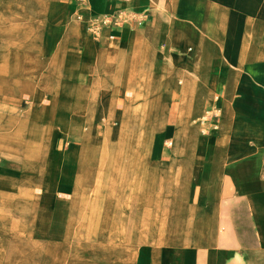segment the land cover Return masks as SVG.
Returning <instances> with one entry per match:
<instances>
[{
	"label": "crops",
	"instance_id": "crops-1",
	"mask_svg": "<svg viewBox=\"0 0 264 264\" xmlns=\"http://www.w3.org/2000/svg\"><path fill=\"white\" fill-rule=\"evenodd\" d=\"M107 16H119L121 22L100 24L95 36L91 26ZM114 47L129 49L126 65L134 67L121 83L114 82L117 64L108 57ZM2 58L7 65L0 63V104L29 98L27 108L0 115V144H10L21 154L12 159L19 169L11 175L23 183L30 177L40 179L45 153L51 151L53 163L59 155L56 175H45L53 179L51 191L60 196L59 210L71 209L66 188L60 189L67 167L74 169L70 198L81 193L76 181L84 137L91 131L94 140L100 138V123L111 100L120 96V112L135 106L139 117L133 128L143 129L146 141L157 132L169 141L176 123L181 133L176 157L160 172L158 160L149 161L154 170L142 171L136 148L133 197L124 200L129 210L112 211L114 220L130 218L127 228L132 226V233L120 241L113 239L117 234L109 239L104 218L98 234L116 245L105 244L104 254L95 249L102 245L86 243L76 249L68 242L69 251L48 253L55 264H264V0H0ZM180 80L190 99L182 113ZM93 86L95 97L84 100ZM210 92L219 96V105ZM158 93L171 98L164 106L165 116L177 117L163 128L153 116L151 99ZM64 102L79 113H70L64 133L53 125L44 137L47 115L59 113ZM219 110L226 127L217 130ZM204 111L213 112L214 126L207 135H201L199 120L194 123L196 114L201 117ZM15 134L19 138L13 140ZM92 137L86 147L92 145ZM195 139L201 143L191 146ZM234 145L241 146L236 153L231 152ZM93 146L99 147V142ZM177 164L182 167L179 181L174 176ZM158 177L164 178L162 194L181 204V218L173 224L168 220L173 215L159 212L158 199L163 196ZM144 179L154 184L142 186ZM142 187L146 190L141 193ZM38 188L39 183L35 192ZM114 189L117 186H110L108 192L112 208ZM35 203L40 208L42 202ZM194 209L202 212V220L189 224L186 216ZM159 218L165 237H158ZM32 220L29 236L42 242L52 240L51 230L66 232L68 223L62 218Z\"/></svg>",
	"mask_w": 264,
	"mask_h": 264
},
{
	"label": "rangeland",
	"instance_id": "rangeland-1",
	"mask_svg": "<svg viewBox=\"0 0 264 264\" xmlns=\"http://www.w3.org/2000/svg\"><path fill=\"white\" fill-rule=\"evenodd\" d=\"M130 48V47H129ZM120 50V49H119ZM144 56H147L146 53H144ZM2 60H4V58H2L0 60V63L2 62ZM133 61V57L131 59ZM129 61L127 54L126 56L123 58V60L121 61V65L117 75H114V78L116 80H114V82L116 83H121L122 78L126 75V74H132L134 67L133 64L129 65V67H127L126 63ZM134 62V61H133ZM137 64V62H136ZM9 72L8 66L5 67ZM117 68V67H116ZM137 68V67H136ZM213 90V89H212ZM130 90H127V93L130 94ZM96 93V86H93L91 92L89 93V96L84 97V100H87V98H94V94ZM213 100V102H215L216 105H219L220 103V98L218 95H214L212 94V92H210L209 94ZM120 96L116 97L117 99H113L111 100L106 107V110L109 111L110 108H112V102L116 103L115 106V110H119L122 106L123 103L121 101L118 100ZM180 99V98H179ZM183 100H187V93H186V97L182 98ZM83 100V98H82ZM121 100V99H120ZM153 102V107H154V114L153 116L157 117L158 120V127L162 128V123L167 122L168 124H174L176 121V114L175 113H171V114H167L165 116L164 110L165 107L167 105V103H169L171 101L170 96L166 95V94H162V93H158L155 96H153V98L151 99ZM174 100V99H172ZM180 101V100H179ZM135 103H138V99L135 100ZM67 106H64V108L68 109L67 111V115L64 113H61V111L58 112H53V113H49L47 115V126L49 125V123L54 122V123H59L61 120V116L62 115H66V119L68 120V117L70 115L72 111V109H70L69 104H66ZM29 106V98L22 96V97H14V98H10V100L7 103L4 104H0V115H15L16 113L20 112V110H22V108L24 107H28ZM133 107L135 108V106L133 105ZM187 108L186 104L182 105V109L185 110ZM206 111V110H205ZM203 112V115L200 117V120L198 121L199 124V131L201 133V135H207L209 133H211V129L213 128V112ZM119 112V111H118ZM219 115L222 116L220 122L217 123L216 125V129L219 130L221 128L226 127L225 121H224V116L222 114V111L219 110ZM205 115V116H204ZM143 117V116H142ZM202 119H206V123L204 124L202 122ZM209 121V122H208ZM67 122V121H66ZM134 122V121H133ZM210 122H212V125L209 126ZM96 124V123H95ZM107 124H109L110 126H114L115 123L113 121H109V123H107L106 121L100 123L101 125V129H102V133L100 135V138L97 140L93 139L92 145H90V154L92 155L90 158H88V161L85 163V167L87 169V172H91V180L88 183H84L83 186L81 187V195L82 198H79L77 200L73 199V196L76 195L73 194L72 198H70V190L72 188L73 185V174H74V169L67 167L65 169V178L63 179V182L61 183V187L60 189H64L66 188V191L68 192L66 194V198H68V205L71 206V209H65V210H59L57 207V202L59 197L57 198L56 196V192L54 194V201L53 204L56 202V204L53 206L52 204V213L53 215L48 216L49 219H47V221H51L50 219L53 218V220L58 219V221H61L60 219H68V223H67V227H66V240L70 243V245H72L71 243L75 244L76 249H83L86 245V243L90 244V245H102L105 247V244H109V245H116L117 242H105V237H103L102 235H99V230H102L101 228L103 227V224L106 222L108 224L109 228L112 224V220H108V214L107 211L110 209L112 211V207L110 206V204L108 203V200L110 198L109 196V190H110V186L105 183L102 182V184L100 186H98V188H96L98 191L95 192L92 195V192H94V188L96 187L97 183L102 181L103 175L100 174V167L102 165V160H98V155H99V151L102 145V135H103V131H104V125H105V130L107 128ZM133 124L131 123L129 127L125 128V134L128 133V131L131 132H136L139 133L142 131V133L140 134V140L141 141H133L137 143V145L133 147L137 148L139 151V154L141 156V169L142 171L148 169H154L153 165L151 166L152 162H149L150 160H158L159 161V165H158V171L159 170H164L166 164H168L170 161V159L172 158V154L173 153H178V148L175 149L173 147V145L171 144H167V142H165L163 134L161 132H157L155 134V136L150 140V141H146L145 140V135L143 132V129L141 130H136L133 128ZM175 133H178L180 138H181V133L180 130L178 129V123L175 124ZM63 131V130H62ZM95 131V130H94ZM116 131V130H115ZM43 135L44 137L47 136V131H43ZM64 133V131H63ZM124 133V132H123ZM65 138V135L64 137ZM196 140V139H195ZM209 141V140H208ZM99 142V147H95L93 145L97 144ZM201 141L199 139H197L194 143L195 144H200ZM239 149H241V146L239 145H234L232 148V153H236ZM0 150L2 153L0 154V207L2 206H9L10 203H12V201L14 200V197L16 195L17 189L20 187V185H24L27 186V188L32 189L34 191H36L37 189V183L39 181V179H35V178H26V181L24 180V183L22 181H20L21 179L18 180V178L13 177L14 172H17L19 169V165L16 164L11 158L7 157L6 155H4L6 152L4 150H7V144H0ZM229 151V149L227 148L226 153ZM103 156V155H102ZM102 156L100 157V159H102ZM113 162L114 159H108L107 162H105V174L108 175V173H110L108 171V169H112L113 167ZM60 163V156L57 155L56 156V160L53 163L55 169L52 172L51 170V174L56 175V171L58 169ZM175 164V163H172ZM185 164H189L188 162H185ZM193 167V164H192ZM197 167V165H195L193 168L195 169ZM181 166H175L174 169L176 170L174 173L175 179L177 181H179L180 179V172L177 171H181ZM187 169V168H186ZM56 170V171H55ZM141 171V172H142ZM160 172V171H159ZM30 173H35L32 170H30ZM160 174V173H159ZM128 179H126L127 181H131L129 177H127ZM120 180V178H119ZM143 180V179H142ZM106 181V180H105ZM154 180L152 179H144V183L142 184V186H147L149 187L150 184H154L153 182ZM159 184L158 187V191H159V196L162 195V183L164 182V178L162 177H158L156 180ZM18 184V185H17ZM129 186V185H128ZM127 186V187H128ZM132 186V185H131ZM130 186V189H131ZM146 187V188H147ZM130 189H126L127 191L124 193H120L117 194V189L112 192V196H115V202H114V206L113 208L116 210H123L124 212L127 213V211L129 210V202L124 201L126 198L130 195H132V191ZM146 189L144 187H142L139 191L144 192ZM151 190V188L149 189ZM147 189V191H149ZM129 191V192H128ZM80 194V193H78ZM69 195V196H68ZM65 196V195H62ZM119 196H123V197H119ZM117 197V199H116ZM168 197H171L170 195H168ZM123 198V199H121ZM36 200V199H35ZM176 204H174V211L176 210L177 212L179 211V208L181 204L175 202ZM109 204V205H108ZM106 208V210H105ZM177 208V209H176ZM196 208V207H195ZM109 210V212H111ZM196 209L194 210H190V213H193ZM106 211V213H105ZM115 211V210H114ZM173 211V212H174ZM125 213V214H126ZM29 218H31V214L28 215ZM34 216V215H33ZM32 216V217H33ZM104 218H105V222H104ZM170 224H173L172 222L175 220V218L173 219H168ZM178 220V219H177ZM130 221V218L128 221L123 219V222H121V220H114L113 225H112V229L115 231L113 234H117L114 235V240L115 241H120L123 240V232L120 233L119 230H127V224H129L128 222ZM188 223L190 224L192 221L194 223H196L194 220H189L187 219ZM162 220L161 218H159V222H158V237H165V226H162ZM32 223L33 220L32 219H25L21 214H19L18 211H14L12 212V214H8L7 211H2L0 210V264H22L24 262H26L28 259L36 257V255L38 253H40L39 251L37 252V247L35 246V244H32L31 241H29L30 238V234L32 233L30 227H32ZM22 224V228L20 227ZM189 227V233L191 234V227ZM138 228L141 229V226H138ZM195 229L197 228L196 226L194 227ZM187 230V228H186ZM56 231V230H55ZM117 231V232H116ZM142 231H144V229L142 228ZM57 234L59 235H63V233L58 232ZM186 234H188V232L186 231ZM107 237L109 239H111V236L109 234H106ZM144 236V232L141 233V237ZM62 237V236H61ZM14 239V240H13ZM25 242V243H24ZM123 243V242H121ZM120 242H118V244H121ZM127 245V244H126ZM129 245H127L128 247ZM41 256L39 257L40 260L43 262L47 261V258H51L48 257V253L47 252H43L41 251ZM39 255V254H38ZM47 256V257H46Z\"/></svg>",
	"mask_w": 264,
	"mask_h": 264
},
{
	"label": "bare ground",
	"instance_id": "bare-ground-1",
	"mask_svg": "<svg viewBox=\"0 0 264 264\" xmlns=\"http://www.w3.org/2000/svg\"><path fill=\"white\" fill-rule=\"evenodd\" d=\"M128 51H129V49L119 50V49L114 47V49H112L109 52L108 57L111 60H114L117 64L116 65L117 68L115 69L114 75H117L118 70L120 69L118 67H120V65L122 64L121 61L126 56ZM1 63L7 65L5 59L2 60ZM114 80H116V79L114 78ZM181 80L179 81V84L181 85L180 88L183 89V92L181 94L180 101H179V107H180V111H181L180 113L184 112L182 109V105L186 104V106L188 107V104L190 103V99L188 98V96H187V98H188L187 100L182 99L183 97L184 98L186 97L187 91H186L185 84ZM53 87H54V85H53ZM56 101L57 100L52 99V102H56ZM44 106H45V104H44ZM64 106H67L65 104V102L62 103L61 113L65 112V114L67 115L68 109L64 108ZM81 106H82V104H81ZM83 106H85V105H83ZM115 106H116V103L112 102V108H110L109 111L106 110V112L104 113V115L102 117L103 122L106 121L107 123H109V121H113L115 123V125L110 126L109 124H107L106 130H105V125H104V131H103V135H102V145H101L99 155H98V160H102V165L100 167V170H101L100 174L103 175L104 179H102L100 184H99V182L97 183L96 187L94 188V192H92V195L98 191L96 188H98V186H100L102 184V182L107 183L109 186H113V187L117 186V191L123 192V195L127 191L126 189L127 188L130 189V186L132 185L130 190L133 192V187H134L133 176L135 175L134 171H135V166H136V161H137V156H135V158H134V153L136 151V148L133 149V147H134V145L135 146L137 145L136 142H134V141H137L140 139V134H139L140 132L136 133L134 131L133 132L128 131V133L125 134V128L129 127L133 121H137L139 114L136 112V108H134V107L127 108V109L123 108L122 112H120V111L118 112L117 110H115ZM77 107H80V106H77ZM70 109H72L73 112L79 113V111H78L79 109H75L74 106L73 107L70 106ZM83 114H85V113H83ZM66 115L61 116V120L58 124L54 123V122L49 123V125L46 129L47 137L51 131L50 128L53 125L59 126L63 131H65V125L67 123L66 122L67 119L65 118ZM197 115L198 114H196V117L194 119V123H196L198 120H200V117H198ZM141 116H143V115H141ZM89 123H90V121H89ZM167 124L168 123H166V122L162 123V128L165 127ZM88 125H90V124H88ZM93 127H95V124H93ZM93 127H92V129H93ZM89 132H90L89 135L86 134L84 137V145L82 148L81 159H80V163H79V173H78V177H77V181H76V185H78L79 188L82 187L84 183H88V182L92 181L91 180V178H92L91 174L92 173L87 172V169L85 167V163L88 161V158H90L92 156L89 152L90 146L86 147V141H88V138L92 137V135L90 136L91 131H89ZM193 133L197 135V131L195 129H193ZM13 136H14L13 140L19 138L17 134H15ZM195 141L196 140H194L191 143V146L194 145ZM167 144H171V145H173V147L175 149L178 148V150H179V148H180V136H179V134L175 133L172 136V138H170L169 141H167ZM4 151H7L4 155H6L7 157H9L11 159L18 158V155H21V154H18L16 149H14V146H11L10 144H7V150H4ZM13 152H15V153H13ZM50 152L51 151H48L45 153L46 159L44 160L43 163H40V165H39L41 168L44 166V171H43V173H40L42 175V177L38 181V183L40 184V188H38L37 192H35L32 189L27 188L24 185H20V187L17 189L16 195H15L12 203H10L9 206L0 207V210L7 211L8 214H10V215L12 214V212L18 211L19 214H21L25 219L27 218L26 217L27 214H31L30 219L39 218L42 220H47V219H49L48 216L53 215L52 209H50V208H52V204L54 201V194L55 193H53V191H51L53 186H54V183H53V179L45 178V175L47 173H50L52 169H55V168H53L54 165H53V161L51 159ZM175 155H177V153H173L172 157H174ZM101 156H102V159H100ZM108 159H114L113 167H112L111 172H110L111 176H109V175L105 176V162H107ZM177 166H178V164H177ZM127 177H129L131 181H127L126 180V179H128ZM119 178H120V180H119ZM78 193H80V192H78ZM78 193H76V195L73 196L74 200L82 198L81 193L80 194H78ZM131 194L132 195L128 196L130 199H132V197H133V193H131ZM162 196L163 197H160L158 199L159 212L161 214L163 213L164 215L168 214V215H170V217H171V215H173L172 218H175V220L180 219L181 214H182L181 206L177 207V208H179L178 212L176 210L174 211V204H176L175 201L171 197H168V195L162 194ZM119 197H123V196H119ZM35 199L39 203L42 202L40 208L35 203ZM133 202H134V200H133ZM114 210L115 209L112 208V211H114ZM112 211L111 212L108 211L107 214L109 217L108 220H112L111 224L113 225L114 218H116V217H113ZM172 211H174V212H172ZM144 218L147 220V217H144ZM186 219L194 220L195 222H197L198 220H202V212L199 211L198 209H196L193 213H190L188 211ZM121 222H123V220H121ZM20 225L22 228L23 225L22 224H20ZM112 225L109 228H107L106 234L114 235L112 233ZM119 232L120 233L123 232V237H124L127 234L132 233V226H131V228L128 227L127 230H124V229L119 230ZM53 233H55V236L52 238V240H49V241L46 240V242H42V241L38 240L37 238H34L33 235H31L29 238V241H31L32 244H35V246L37 247V252L38 251L39 252L44 251L47 253H52L56 249H59L60 252L69 251L70 247H69L68 241L66 240V232H64L63 235H59V234H57V231L51 230V234H53ZM124 239H125V237H124ZM57 240H59V241H57ZM161 245H163V244L158 243L157 246H159L161 248ZM96 248L100 249L105 254V247L104 246L95 247V249ZM38 254L36 255V257L33 256V258L28 259L26 262H24L22 264H43V262L39 258L41 256L40 255L41 253H38ZM188 263L190 264V262H188ZM44 264H55V262L52 260V258H47V261L46 262L44 261Z\"/></svg>",
	"mask_w": 264,
	"mask_h": 264
},
{
	"label": "built area",
	"instance_id": "built-area-1",
	"mask_svg": "<svg viewBox=\"0 0 264 264\" xmlns=\"http://www.w3.org/2000/svg\"><path fill=\"white\" fill-rule=\"evenodd\" d=\"M121 22V18L119 16H107L105 17V19H103L102 21H98L95 22L91 28L93 31V34L95 36H97L99 34V30H100V24H118ZM206 121V119H204V122Z\"/></svg>",
	"mask_w": 264,
	"mask_h": 264
}]
</instances>
